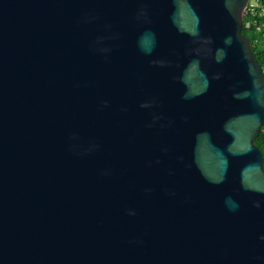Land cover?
Segmentation results:
<instances>
[{
	"label": "water",
	"instance_id": "water-1",
	"mask_svg": "<svg viewBox=\"0 0 264 264\" xmlns=\"http://www.w3.org/2000/svg\"><path fill=\"white\" fill-rule=\"evenodd\" d=\"M250 0H0V264H264Z\"/></svg>",
	"mask_w": 264,
	"mask_h": 264
},
{
	"label": "trees",
	"instance_id": "trees-1",
	"mask_svg": "<svg viewBox=\"0 0 264 264\" xmlns=\"http://www.w3.org/2000/svg\"><path fill=\"white\" fill-rule=\"evenodd\" d=\"M242 32L250 38L254 51L264 68V0H259L253 11L246 12ZM256 143L264 153V126Z\"/></svg>",
	"mask_w": 264,
	"mask_h": 264
},
{
	"label": "built area",
	"instance_id": "built-area-1",
	"mask_svg": "<svg viewBox=\"0 0 264 264\" xmlns=\"http://www.w3.org/2000/svg\"><path fill=\"white\" fill-rule=\"evenodd\" d=\"M258 3H259V0H250V1H249L248 8H247V11H248V10L253 11V10H254V7L257 6ZM248 24H249V23H248Z\"/></svg>",
	"mask_w": 264,
	"mask_h": 264
}]
</instances>
